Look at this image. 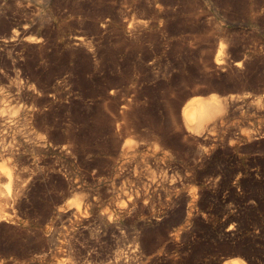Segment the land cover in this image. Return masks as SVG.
I'll return each instance as SVG.
<instances>
[{
    "label": "rangeland",
    "instance_id": "374dc122",
    "mask_svg": "<svg viewBox=\"0 0 264 264\" xmlns=\"http://www.w3.org/2000/svg\"><path fill=\"white\" fill-rule=\"evenodd\" d=\"M212 93L232 108L194 133ZM8 105L0 264H264V0H0Z\"/></svg>",
    "mask_w": 264,
    "mask_h": 264
},
{
    "label": "bare ground",
    "instance_id": "6f19581e",
    "mask_svg": "<svg viewBox=\"0 0 264 264\" xmlns=\"http://www.w3.org/2000/svg\"><path fill=\"white\" fill-rule=\"evenodd\" d=\"M8 40V39H7ZM11 41V40H10ZM19 69V68H18ZM2 71V70H1ZM18 76V75H17ZM110 78V77H109ZM13 80V79H12ZM23 89V88H22ZM24 89H25V87H24ZM128 89V88H127ZM26 90V89H25ZM25 90H24V93H25ZM31 90V89H30ZM26 92H28L27 90H26ZM34 92V91H33ZM28 94V93H27ZM30 94V93H29ZM28 94V95H29ZM126 94V93H125ZM112 96V95H111ZM22 97V96H21ZM28 97V96H27ZM136 99V98H135ZM10 100V99H9ZM238 100V99H237ZM232 102H233V97L231 96H229V97H222V96H220V95H218V94H215V93H212V94H210L209 96H203V95H195V96H192L191 97V101L189 102V103H187V104H185V106L183 107V116H184V118H185V120H186V124H188V126H189V128L194 132V133H197V134H201L202 132H206V131H204L205 130V125H206V123H208V122H210V121H215L217 118H221L220 120L222 121V122H224V120L226 119V117L228 116V113H229V111H230V109L232 108L231 107V104H232ZM34 103V102H33ZM32 103V104H33ZM262 103V102H261ZM36 104V103H35ZM234 104V103H233ZM2 105V104H1ZM31 105V104H30ZM34 105V104H33ZM263 105V104H262ZM6 106V105H5ZM0 107H2V106H0ZM7 107H9V105L7 106ZM35 107V106H34ZM36 108H37V105H36ZM35 108V109H36ZM130 108V107H129ZM21 109H23V108H21ZM25 109V108H24ZM38 109L40 110V109H42V108H39V106H38ZM125 109V108H124ZM123 109V110H124ZM1 111L0 112H5L6 110L8 111V112H10L11 113V115L12 114H14L15 116H16V113H19L20 111V107L19 106H16L15 105V107H9V109L8 108H2V109H0ZM37 110V109H36ZM35 110V111H36ZM19 111V112H18ZM29 112H31L30 110H28ZM35 111H34V113H33V115L35 114L36 116H40V115H38L39 114V112L38 111H36L37 113H35ZM7 112V113H8ZM33 112V111H32ZM21 113V112H20ZM2 114V113H1ZM41 114V113H40ZM29 116H30V114H28ZM27 115V116H28ZM33 115H32V119L34 118L33 117ZM3 116V115H2ZM26 116V117H27ZM35 116V117H36ZM9 117H10V115H9ZM21 117V116H20ZM42 117V116H41ZM3 118V117H2ZM10 118H12V117H10ZM1 119V118H0ZM4 119H5V117H4ZM13 119V118H12ZM17 119V118H16ZM26 119V118H25ZM28 119H29V117H28ZM27 119V120H28ZM41 119H44V118H41ZM19 120V119H18ZM3 121V120H2ZM17 121V120H16ZM23 121V120H22ZM25 121V120H24ZM31 121V120H30ZM34 121H36V120H34ZM216 122V121H215ZM25 123H28V122H25ZM24 123V124H25ZM132 123V122H131ZM245 123V122H244ZM30 124V123H29ZM31 124H32V122H31ZM6 125V124H5ZM27 125V124H26ZM245 125V124H244ZM251 125V124H250ZM8 126V125H7ZM6 126V127H7ZM29 126V125H28ZM31 126V125H30ZM4 127V126H3ZM15 127V126H14ZM25 127H27V126H25ZM42 127V126H41ZM46 127V126H45ZM39 128H40V126H39ZM38 128V129H39ZM49 128V127H48ZM216 128V127H215ZM215 128H210L207 132H209V133H214V131H215ZM8 129V128H7ZM19 129V128H18ZM20 129H22V128H20ZM20 129H19V131H20ZM28 129H30V128H28ZM32 129V128H31ZM35 129V128H34ZM38 129H37V131H38ZM248 129V128H247ZM15 130H16V128H15ZM23 130V129H22ZM26 130H27V128H26ZM47 130V129H46ZM37 131H35V132H37ZM49 131V130H48ZM66 131H70L71 132V128L70 127H68L67 128V130ZM29 132V131H28ZM31 132V131H30ZM43 133V135L45 134L44 132H46V131H44L43 132V130L42 131H40L39 133L37 132L36 134H34V135H37V134H40V133ZM245 132V131H244ZM248 132V131H247ZM250 132V131H249ZM27 133V132H26ZM47 133V132H46ZM25 134V133H24ZM48 134H50L49 132H48ZM53 134V133H52ZM154 134V133H153ZM5 135V134H4ZM46 135V137L48 136L47 134H45ZM157 135V134H156ZM155 135V136H156ZM162 135V134H161ZM15 136V135H14ZM36 137V136H35ZM39 136H37L36 138H38ZM45 137V136H44ZM51 137H52V135H51ZM4 137H2L1 136V139H3ZM54 138V137H53ZM76 138V137H75ZM32 139V138H31ZM39 139V138H38ZM41 139H42V137H41ZM50 139V138H49ZM55 139V138H54ZM53 139V140H54ZM95 139V138H94ZM130 139H131V137H130ZM43 140V139H42ZM41 140V141H42ZM48 141V140H47ZM98 141V140H97ZM251 141V140H250ZM6 142V141H5ZM12 142V141H11ZM36 142H38V141H36ZM51 142V141H50ZM64 142V141H63ZM138 142V141H137ZM47 143V142H46ZM53 143H55V142H53ZM62 143V142H61ZM60 143V144H61ZM130 143V142H129ZM154 143H156V142H154ZM42 144H43V142H42ZM49 144V143H48ZM125 144H127V143H125ZM131 144H134V143H131ZM128 145V144H127ZM138 145V144H137ZM140 145V144H139ZM47 146V145H46ZM49 146V145H48ZM51 146V145H50ZM74 146V145H73ZM72 144H71V141H65L64 143H62V145L60 146L61 147V149L62 150H66V151H69L70 152V150H72ZM131 147H132V145H130ZM134 146V145H133ZM125 147V146H124ZM123 147V148H124ZM127 147V146H126ZM140 147V146H139ZM128 148V147H127ZM136 148V147H135ZM130 150V149H129ZM133 150V149H132ZM15 151V150H14ZM61 151V150H60ZM128 151V150H127ZM131 151V150H130ZM135 151V150H134ZM139 151V150H138ZM132 152V151H131ZM5 153V152H4ZM14 155H16V153H13ZM194 155V154H193ZM39 157V156H38ZM34 158H35V156H34ZM146 158V157H145ZM39 159V158H38ZM135 159V158H134ZM136 160V159H135ZM10 161H11V159H10ZM5 162L6 164H8L7 166H6V164L4 165V166H1L0 165V174H3V178L2 179H0V219H2V218H4L5 216H6V209H7V207L8 206H10V204H12L15 200H16V195H17V190H18V188H19V186H20V184H21V179H22V175H23V168H22V166H21V162H20V160L19 159H16V158H14V161H12V162ZM22 161V160H21ZM137 161V160H136ZM138 161H139V159H138ZM142 162V161H141ZM4 163V162H3ZM158 163V162H157ZM122 166V165H121ZM129 166V165H128ZM138 166V165H137ZM143 166V165H142ZM25 169H27V168H25ZM44 169V168H43ZM71 169V168H70ZM149 170V169H148ZM147 170V171H148ZM93 171V170H92ZM25 172V171H24ZM120 172V171H119ZM124 172V171H123ZM129 172V171H128ZM155 173V172H154ZM26 174V173H25ZM24 174V175H25ZM101 175V174H100ZM135 175V174H134ZM149 175V174H148ZM132 176V175H131ZM150 176V175H149ZM25 177V176H24ZM23 177V178H24ZM165 181V180H164ZM23 182V181H22ZM152 182V181H151ZM168 182V181H167ZM142 183V182H141ZM22 186V185H21ZM20 186V187H21ZM74 187V186H73ZM80 187H81V185H80ZM177 188V187H176ZM175 188V189H176ZM75 189V188H74ZM114 189V188H113ZM64 191V190H63ZM82 192V191H81ZM131 192V191H130ZM148 193V192H147ZM124 194V193H123ZM126 194V193H125ZM132 194V193H131ZM149 196V195H148ZM78 197V196H77ZM80 197V200L83 198L82 196H79ZM78 197V198H79ZM188 197V196H187ZM76 201V199L74 200V202H76L77 203V206L75 205V210H73V208L72 209H67V210H64V212L65 213H67V214H82V212H84V208H87V206L90 204V202L89 201H86V204H82V203H84V202H82V201ZM83 200H84V198H83ZM73 203V202H72ZM68 205H70V204H68ZM87 205V206H86ZM71 206V205H70ZM122 207H123V205H122ZM108 208V207H107ZM106 208V209H107ZM132 208H133V206H132ZM9 210V209H8ZM113 210V209H112ZM130 211H132V210H130ZM114 212V211H113ZM117 212V211H116ZM64 213V215H67V214H65ZM103 213V212H102ZM109 213V212H108ZM107 213V214H108ZM118 213V212H117ZM85 214V213H84ZM83 214V215H84ZM102 215V214H101ZM113 215V214H112ZM111 215V216H112ZM115 215V214H114ZM125 215V214H124ZM109 216V219H108V217H107V219L106 218H104V217H100L101 218V224H102V227H104V229L103 230H111L113 227H114V220L112 221V222H110V215H108ZM81 217V216H80ZM119 217V216H118ZM113 218V217H112ZM154 218V217H153ZM151 220V219H150ZM153 220V219H152ZM96 222V221H95ZM119 224V223H118ZM144 225V224H143ZM101 226V225H100ZM142 227V226H141ZM90 229V228H89ZM144 229V228H143ZM93 230V229H92ZM186 230V229H185ZM104 232V231H103ZM109 233V232H108ZM131 233V232H130ZM143 233V232H142ZM136 238H137V236H136ZM135 238V239H136ZM145 242V241H144ZM121 243V242H120ZM129 250V249H128ZM130 255V254H129ZM140 255V254H139ZM114 264H116V263H114Z\"/></svg>",
    "mask_w": 264,
    "mask_h": 264
}]
</instances>
